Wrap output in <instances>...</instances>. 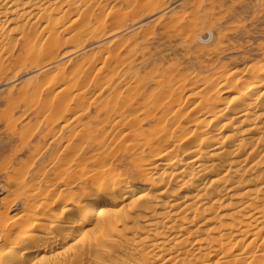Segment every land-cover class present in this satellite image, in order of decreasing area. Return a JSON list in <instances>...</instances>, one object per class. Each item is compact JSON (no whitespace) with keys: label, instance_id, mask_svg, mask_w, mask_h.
Here are the masks:
<instances>
[{"label":"rangeland","instance_id":"rangeland-1","mask_svg":"<svg viewBox=\"0 0 264 264\" xmlns=\"http://www.w3.org/2000/svg\"><path fill=\"white\" fill-rule=\"evenodd\" d=\"M144 2L161 9L138 19L128 15L124 19L130 28L118 31L112 14L122 12L120 2L100 0L101 13L96 11L93 18L98 21L91 29L103 27L107 35L99 31L90 34L91 38L90 29L82 26L86 19H81L79 9H73L71 16L78 18L80 25H74L71 32L58 33L61 47L51 70L33 68L0 78V216L4 215L6 232L21 223L23 216H30L32 221L51 220L49 211L41 209L43 203L55 212L89 194L94 171L113 172L104 178L118 174L133 187L149 186L140 173L143 163L140 165L138 159L147 160L150 155L135 157L145 142L144 135L149 141L143 150L160 153L158 134L168 120L177 122L179 135L194 131L202 121L197 107L200 99L194 93L206 85L214 86L218 77L233 71L239 72L237 80L243 87L251 71L264 70V0ZM157 15L164 17L153 18ZM55 82L63 90L68 87L67 91L71 82L75 84L73 98L71 91L66 94L64 90V100H57L52 95L56 91L51 90ZM34 88L42 95L35 97ZM76 89L82 94L80 100L74 97ZM213 96L208 87L205 97ZM39 97L47 98L49 105L43 107ZM226 97H220L222 108ZM124 103L126 108L119 113ZM172 110L179 111L178 115L173 116ZM118 121L124 128L116 125ZM219 126L213 124L209 135L219 139ZM196 137L203 136L198 131ZM257 137L264 147V131L260 130ZM33 209L36 212H31ZM21 232L18 229L14 235ZM83 245V236L75 234L42 263L52 264ZM5 246V239H0V252L7 250ZM111 246L107 245L111 255L100 254L87 262L142 264ZM31 261L23 264L35 263L38 257ZM205 264H213V259Z\"/></svg>","mask_w":264,"mask_h":264},{"label":"bare ground","instance_id":"bare-ground-1","mask_svg":"<svg viewBox=\"0 0 264 264\" xmlns=\"http://www.w3.org/2000/svg\"><path fill=\"white\" fill-rule=\"evenodd\" d=\"M99 1L0 0V78L33 68L51 70L61 47L58 33L71 32L74 25H80L79 19L71 16L75 8L81 11V19H86L82 26L90 29L89 38L99 31L107 35L103 27L91 29L98 21L93 16L100 9ZM118 1L123 10L112 14L118 31L130 28L124 19L128 15L138 19L161 9L145 0ZM163 15L153 18L162 19ZM59 26L64 29L57 30ZM238 75L233 71L218 77L217 84L194 93L200 99L197 107L202 121L194 131L179 135L177 122L168 120L158 134L160 153L143 150L149 141L144 135L145 142L135 157L150 155L147 160L138 159L149 186L133 187L118 174L104 178L113 172L94 171L90 175L93 190L78 201L55 212L42 204L41 209L49 211V221L23 216L21 223L6 232L1 214L0 239H5L7 250L4 247L0 252V264L28 263L33 257L38 261L32 264H43L60 243L75 234H81L86 245L52 264H89L87 260L100 254L111 255L110 244L142 264H205L212 259L213 264H264V147L257 137L264 131V70L251 71L243 87ZM71 85V90H64L72 96L75 84ZM208 87L215 94L213 99L205 97ZM51 88L57 100H64L66 94L59 83ZM33 92L35 97L41 94L36 88ZM221 96H227L223 108ZM74 97L81 99L79 90ZM39 98L43 107L49 105L47 98ZM125 108L124 103L119 113ZM171 113L176 116L179 111ZM215 123L221 126L219 139L209 135L208 129ZM116 125L124 128L121 121ZM198 131L203 137L197 139ZM18 229L22 232L14 235Z\"/></svg>","mask_w":264,"mask_h":264}]
</instances>
